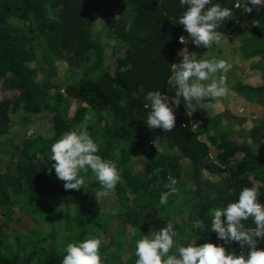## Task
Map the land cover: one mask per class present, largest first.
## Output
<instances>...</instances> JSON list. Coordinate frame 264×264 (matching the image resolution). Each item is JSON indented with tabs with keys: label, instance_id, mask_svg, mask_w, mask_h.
Masks as SVG:
<instances>
[{
	"label": "trees",
	"instance_id": "1",
	"mask_svg": "<svg viewBox=\"0 0 264 264\" xmlns=\"http://www.w3.org/2000/svg\"><path fill=\"white\" fill-rule=\"evenodd\" d=\"M213 2L232 9L220 30L249 45L247 57L262 72L261 85L233 87L240 107L264 111V6L246 13L243 0L239 8L237 0ZM184 10L179 0H0V264H62L67 244L89 237L101 240L104 264H136L135 242L150 231L172 223L180 245L222 244L210 228L215 207L253 185L264 203L263 120L239 136L232 129L213 135L208 120L194 124L181 102L173 131L144 122L148 91L174 95L167 83L184 47L176 23ZM58 64L68 67L64 82L56 80ZM237 115L243 126L246 114ZM44 116L49 134L29 132ZM81 126L122 175L99 201L90 170L88 191H65L54 171L48 174L51 145ZM137 156L143 165L136 171ZM170 176L178 192L160 205ZM244 224L255 228L251 219ZM226 247L241 254L236 243Z\"/></svg>",
	"mask_w": 264,
	"mask_h": 264
},
{
	"label": "clouds",
	"instance_id": "2",
	"mask_svg": "<svg viewBox=\"0 0 264 264\" xmlns=\"http://www.w3.org/2000/svg\"><path fill=\"white\" fill-rule=\"evenodd\" d=\"M185 10L178 22L183 25L188 38L181 35L179 43L184 45L178 55L179 64H172V75L167 85H171L169 96L160 90L148 91L145 100L150 111L145 124L151 129L171 132L176 127V111L183 103L189 108L194 105H206L212 98H222L230 94L225 73L231 64L223 59H204L196 52H190L189 42L197 47L211 49L221 47L228 38L221 27L234 17L232 9L223 7L213 0H179ZM241 7L239 0L235 5ZM243 11L251 13L264 6V0H243ZM195 102V103H194ZM247 143L251 146V137ZM101 149L89 134L86 127L78 131L64 133L51 145L48 163V174L53 171L58 180L64 182L65 191L86 188L85 175L89 170L93 173L100 188L94 191L96 199L106 198L122 182V175L116 163L99 155ZM37 159H40L39 155ZM177 180L169 177L168 189L161 193L160 205H167L169 197L177 194ZM259 185L245 187L240 190L238 199L225 206H217L211 211V232L217 234L222 244L191 243L180 245L176 239L172 223L162 227L155 234H149L135 242L136 264H264V249L258 248L264 241V203L259 199ZM251 219L255 228H246L244 221ZM204 221L197 227H203ZM236 243L241 254L229 251L226 246ZM101 240L89 237L78 243H69L64 248L62 264H104L101 255ZM247 249L245 253L243 250Z\"/></svg>",
	"mask_w": 264,
	"mask_h": 264
},
{
	"label": "rangeland",
	"instance_id": "3",
	"mask_svg": "<svg viewBox=\"0 0 264 264\" xmlns=\"http://www.w3.org/2000/svg\"><path fill=\"white\" fill-rule=\"evenodd\" d=\"M184 36L187 39L188 33L184 31ZM228 40L221 47H212L211 49H206L203 47H197L191 42L187 45L190 52H196L200 56H203L204 59H223L231 64V69L225 73L227 86L230 89V94L226 97L222 98H212L207 101L206 105H194L190 106L187 109L192 112V118L194 124H200V119L208 120L209 129L208 132L213 135H217L220 133H224V130L232 129L234 136H239L244 130L248 132L254 125L259 123V121H264V111L260 106H254L250 109H247L246 106L240 107L239 99L241 98L239 95H235L233 92V87L237 86L238 81H242V84L251 85V86H259L263 83L262 72L260 71V65L257 63L256 59H251L247 57L246 48L249 45L243 44V40L236 34L231 37H227ZM109 50V49H108ZM110 52V50H109ZM179 56V55H178ZM181 57L179 56L178 63L180 62ZM58 81L64 82L65 73L68 70V67L63 64H58ZM64 94V92H63ZM71 109L70 113H74V109L77 106V102L75 100H71ZM195 103V102H194ZM84 106H87L84 104ZM244 112L248 120L246 123L241 126L240 123L235 119L237 114ZM22 117V116H20ZM35 124L32 125L29 132L33 131H42L45 135L49 134L50 131V122L49 118L44 117H35ZM159 140L154 142V146L158 145ZM140 157H136L133 162V167L137 171L142 167ZM104 205V202L100 204ZM103 206H101L102 208ZM111 231H116L119 227V222L116 221L115 224L110 225ZM113 231V232H114ZM126 241V239H124Z\"/></svg>",
	"mask_w": 264,
	"mask_h": 264
}]
</instances>
